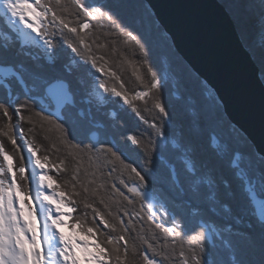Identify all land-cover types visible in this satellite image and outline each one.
<instances>
[{
    "label": "snow or ice",
    "instance_id": "1",
    "mask_svg": "<svg viewBox=\"0 0 264 264\" xmlns=\"http://www.w3.org/2000/svg\"><path fill=\"white\" fill-rule=\"evenodd\" d=\"M253 10V6L243 0H233L224 8L225 14L237 26L242 19V12ZM0 12L9 13L24 28L35 32L37 38L43 41L46 53L54 50L53 37L61 35L64 43L81 60L90 62L98 73L109 75L117 81L121 77L108 66L103 56L96 55L89 41L95 35L93 29L97 25L108 28L116 36L126 33L139 50L140 65L146 69L143 76L134 70L139 81L136 87L143 86L144 90L133 88L131 94L123 90V83L120 84L121 90H118L115 86L109 87L104 79L99 80V88L103 92L122 97L124 103L146 125L142 132L127 133L121 137L141 152L143 167L128 160L112 144L101 142L96 147L89 142L74 140L65 124L42 111H33V107L26 102L19 103L14 110L0 103V117L7 121L0 132L14 149L10 153L0 142V264H81L82 259L87 260L88 264H161L155 258L156 249L152 238L147 234L142 235L137 245L135 238L129 237L132 229L128 225L131 221L126 223L124 217L134 214L138 220L165 234L177 229L184 231L182 214L165 220L166 209L144 204L142 186L147 182L145 169L154 162L160 141H166L172 129L176 135L172 142L173 148L183 154L187 175L181 180L175 169L171 171L178 195L183 198L191 216L203 211L218 214V207L227 208V205L222 204V197L232 196L233 192L230 182L225 178L226 172L230 171L250 194L249 173L258 171L264 177V151L255 147L246 132L238 130L237 123L226 111L224 98L179 54L174 37L155 17L154 12L150 14L148 28L157 38V47L166 69L163 76L150 61L148 47L139 35L128 31L129 28L109 10L99 6L90 7L86 0H32V3L28 0H0ZM259 13L264 17V0H261ZM99 47L102 46L97 45ZM170 74L186 93L183 97L186 101L185 110L178 112L176 120L172 119V113L162 99L164 81L169 80ZM190 82L197 84V91L189 89ZM260 83L264 89V80ZM61 85L67 88V82L62 79L47 82L45 92L53 95L54 89ZM134 101H144L145 107H137ZM261 104L264 109V98ZM146 112L151 115H146ZM24 122L39 123L42 128L51 126L58 133L57 141L70 145L73 154L67 159H53L48 154H41L40 145L32 139H25L21 127ZM92 139L96 140V133H92ZM18 140L23 143H18ZM52 148L59 151L55 143ZM77 156L89 160L94 158L101 178L115 181L110 188L118 194L120 201L127 202L123 209L118 207L115 211H109L114 202L110 196L100 192L106 184L92 187L96 183L95 179L82 181L81 165L75 160ZM53 169L60 175H69L70 179L59 182V176L50 174ZM120 186L130 196L125 195ZM137 200L140 202L139 208L136 207ZM81 211L82 215H76ZM158 213H162L160 222H156ZM236 223H240L239 219ZM65 224L73 229L72 235L60 230ZM209 226L213 227L217 236L222 237V232L214 224ZM259 226L264 229V210L261 211ZM199 227L200 231L192 237L198 247L192 248L187 254L183 250L179 253L183 264H209L205 259L206 249L202 240L205 235L203 222ZM223 232L230 233L244 244H252L256 239L255 231L242 232L234 228L232 223H228ZM57 235L58 247L53 243ZM225 243L229 246L233 244L231 241ZM78 250L83 256L77 255ZM150 253L153 254L151 257Z\"/></svg>",
    "mask_w": 264,
    "mask_h": 264
},
{
    "label": "trees",
    "instance_id": "2",
    "mask_svg": "<svg viewBox=\"0 0 264 264\" xmlns=\"http://www.w3.org/2000/svg\"><path fill=\"white\" fill-rule=\"evenodd\" d=\"M220 1L225 7L233 3V0ZM243 2L252 5L254 10L242 12V19L236 26L245 46L259 65L260 74L264 80V17H261L259 13L261 0H243ZM86 3L90 7L99 6L109 10L125 27L129 28L128 31L139 35L148 47L153 66L162 76L164 75L166 69L157 47V38L148 28L152 11L144 0H86ZM93 31L95 35L89 43L96 55L103 56L108 66L121 77V80L117 81L109 75L98 73L90 62L81 60L76 53L71 51L61 35L53 37L55 47L50 53L44 51L43 44L42 47L31 43L23 45L18 38L17 31L8 24L6 16L0 12V67L9 70L7 76L0 75V79L8 84L6 87L0 83V103L14 110L19 103L26 102L33 107V111H42L65 124L74 140L82 143L89 142L96 147H99L101 142L112 144L128 160L143 167L141 152L121 137L127 133L142 132L146 129V125L136 116L131 107L124 103L122 97L104 92V102L101 103L94 98V90L100 79H104L109 87L115 86L118 90H121L120 84L123 83V90L129 94L132 93L133 88L144 90L143 86L136 87L139 81L136 80L134 70H138V74L143 76L146 69L140 65L139 50L134 42L129 40L126 33L123 36H116L111 34L108 28H101L99 25ZM97 45L102 47L97 48ZM55 79L66 81L70 93L71 101H66L60 109L54 108L45 97V84ZM188 87L193 92L198 90L195 82H190ZM185 95L184 88L178 86L175 78L170 74L169 80L164 81L162 99L172 113L173 120L177 119L178 112L185 110L186 101L183 98ZM134 103L141 109L145 107L144 101H134ZM149 106H151V101H149ZM80 109L83 111V117L79 113ZM145 114L151 115L147 112ZM6 123L7 121L0 117V128H4ZM21 127L25 132V139H32L40 145L41 154H48L53 159L57 157L67 159L73 154L70 145L57 141L58 133L52 130L51 126L42 128L39 123L24 122ZM92 130L99 132L97 142L89 139V133ZM175 139V130L172 129L169 130L167 140L160 141L154 162L145 169L147 182L142 187L145 195L144 204L146 206L155 205L157 209L160 207L166 209L165 220L173 219L181 214L184 216V231L177 229L165 234L162 230L149 227L146 222L138 220L133 214L124 217L126 223L131 221L128 225L132 229L129 237H134L135 243L139 245V237L147 234L149 238H152L151 242L155 246V258L161 264H183L179 253L183 250L187 254L192 248L198 247L197 241L192 237L200 231L199 222L202 221L208 226L214 224L215 228L223 234L222 237L217 236L213 227L209 226L213 231L214 244H209L205 235L202 238L206 249L205 259L209 264H264V229L259 226L260 216L253 205L254 198L264 202V177L258 171L249 173L250 194L245 190V185L230 171L226 172L225 178L230 182L233 192L232 196L222 197V204L227 205V208L218 207V214L203 211L197 216H191L189 209L183 203V198L178 195L171 171L175 169L176 175L181 180L187 175L182 161L183 154L173 148L172 142ZM0 142L4 143L10 153L14 151L11 142L3 136L2 132H0ZM18 143L23 142L18 140ZM54 143L59 151L52 148ZM75 160L81 165L82 181L95 179L96 183L92 187L100 184L107 185L100 192L102 195L110 196L114 202L109 211H115L118 207L123 209L127 205V202L120 201L118 194L111 190L110 185L115 181L110 178H101V173L95 167L94 158L89 160L87 157L77 156ZM0 163H2V157H0ZM106 173L105 169V175ZM50 174L59 176L61 183L70 179L69 175H60L55 169ZM120 187L125 195L130 196L126 189ZM80 207L83 209V203ZM136 207H140L139 200L136 202ZM82 214V211L76 213V215ZM161 215L162 213L157 214L156 222H160ZM88 219L91 222L90 214ZM237 219L240 221L239 224L236 223ZM228 223H232L234 228L242 232L255 231V242L244 244L230 233L223 232ZM249 225L253 227L249 228ZM165 226L171 225L166 224ZM225 241L233 242L232 246L227 245ZM131 244L130 239V247ZM152 255L150 253V257ZM128 259L130 260L131 256Z\"/></svg>",
    "mask_w": 264,
    "mask_h": 264
},
{
    "label": "water",
    "instance_id": "3",
    "mask_svg": "<svg viewBox=\"0 0 264 264\" xmlns=\"http://www.w3.org/2000/svg\"><path fill=\"white\" fill-rule=\"evenodd\" d=\"M144 1L174 37L179 54L219 91L238 130L246 132L255 147L264 151V109L261 104L264 89L260 83L263 80L260 68L245 46L237 26L225 14L222 2ZM46 95L58 108L66 101L69 90L61 85L54 89L53 95ZM79 113L84 116L82 109ZM92 133H96V140L92 139ZM89 139L97 142L99 132L90 131ZM203 224L205 237L213 245L212 231L206 223Z\"/></svg>",
    "mask_w": 264,
    "mask_h": 264
},
{
    "label": "rangeland",
    "instance_id": "4",
    "mask_svg": "<svg viewBox=\"0 0 264 264\" xmlns=\"http://www.w3.org/2000/svg\"><path fill=\"white\" fill-rule=\"evenodd\" d=\"M28 2H29V3H32V0H28ZM3 13H4V12H3ZM5 13H6V15H7V20H8V22H9L11 25H14V26H15V29L17 30L18 35H19L20 39L22 40L23 44H27L28 42H33V43L39 45V47H42V40H40V39L37 38V34H36L35 32H33V31H31V30H28V29L24 28V26H23L22 24H19L15 18H12V17L10 16L9 13H7V12H5ZM30 19H31V17H30ZM8 74H9V70H8V69L3 68V67H0V75H1V76H7ZM2 83L5 85L6 82L2 81ZM6 84H7V83H6ZM5 86L8 87V84L5 85ZM97 89H98L97 91H99V94H100V93H101V89H100L99 87H98ZM45 97L48 98V96L46 95V93H45ZM95 97H96L97 99H99L100 102H101V100H102L101 95H100V96H96V94H95ZM48 100L50 101L49 98H48ZM66 101H69V102L71 101V100H70V94H69V96L67 97ZM66 101H65L64 103H66ZM50 102H51V101H50ZM51 103H52V102H51ZM64 103H63L62 106H64ZM102 103H103V101H102ZM52 105H53V104H52ZM53 106H54V105H53ZM62 106H60V107H58V108H56V109H60ZM54 108H55V107H54ZM37 171H38V170H37ZM33 186H34V185H33ZM253 205H254V207H255V209H256V213L260 216V215H261V211L264 209V202L261 201V200H258V199H255V198H254V199H253ZM65 211H67V209H65ZM199 223H200V222H199ZM60 230H61V231H64L67 235H72V234H73V229L70 228L67 224L63 225V226L60 228ZM211 231H212V230H211ZM212 234H213V231H212ZM213 239H214V237H213ZM207 241H208V240H207ZM41 242L43 243V241H41ZM53 243H54L57 247L59 246V237H58V235L54 237V239H53ZM208 243H209V242H208ZM209 244H210V243H209ZM45 248H46V246H45ZM77 255L83 256L82 252H80L79 250L77 251ZM82 260H84V259H82ZM85 261H87V260H85ZM87 262H88V261H87ZM81 264H84V263H82V261H81ZM86 264H87V263H86Z\"/></svg>",
    "mask_w": 264,
    "mask_h": 264
},
{
    "label": "bare ground",
    "instance_id": "5",
    "mask_svg": "<svg viewBox=\"0 0 264 264\" xmlns=\"http://www.w3.org/2000/svg\"><path fill=\"white\" fill-rule=\"evenodd\" d=\"M151 10V9H150ZM153 13V12H152ZM35 186H33V188H34ZM82 263H84V264H88V262L87 261H85V260H82Z\"/></svg>",
    "mask_w": 264,
    "mask_h": 264
}]
</instances>
